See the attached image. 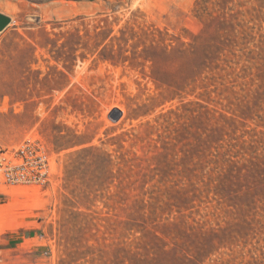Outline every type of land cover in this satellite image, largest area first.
I'll use <instances>...</instances> for the list:
<instances>
[{"label": "rangeland", "instance_id": "1", "mask_svg": "<svg viewBox=\"0 0 264 264\" xmlns=\"http://www.w3.org/2000/svg\"><path fill=\"white\" fill-rule=\"evenodd\" d=\"M0 12V144L56 166L0 186V264H264V0Z\"/></svg>", "mask_w": 264, "mask_h": 264}, {"label": "built area", "instance_id": "2", "mask_svg": "<svg viewBox=\"0 0 264 264\" xmlns=\"http://www.w3.org/2000/svg\"><path fill=\"white\" fill-rule=\"evenodd\" d=\"M55 173V162L41 140L28 139L16 147L0 144V186L45 187Z\"/></svg>", "mask_w": 264, "mask_h": 264}, {"label": "water", "instance_id": "3", "mask_svg": "<svg viewBox=\"0 0 264 264\" xmlns=\"http://www.w3.org/2000/svg\"><path fill=\"white\" fill-rule=\"evenodd\" d=\"M11 22L12 19L9 16L0 13V33L3 32L11 24ZM114 115L116 117V120H118L122 116L121 110H115Z\"/></svg>", "mask_w": 264, "mask_h": 264}, {"label": "crops", "instance_id": "4", "mask_svg": "<svg viewBox=\"0 0 264 264\" xmlns=\"http://www.w3.org/2000/svg\"><path fill=\"white\" fill-rule=\"evenodd\" d=\"M8 1V0H7ZM96 1H99V0H83L84 3H93V2H96ZM2 14H5L3 12H0ZM6 15V14H5ZM8 16V15H7Z\"/></svg>", "mask_w": 264, "mask_h": 264}]
</instances>
